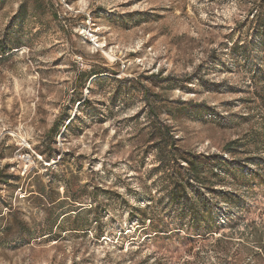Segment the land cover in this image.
<instances>
[{
    "label": "rangeland",
    "instance_id": "374dc122",
    "mask_svg": "<svg viewBox=\"0 0 264 264\" xmlns=\"http://www.w3.org/2000/svg\"><path fill=\"white\" fill-rule=\"evenodd\" d=\"M1 50L0 264H264V0H0ZM149 105L222 161L187 194L214 224L168 201Z\"/></svg>",
    "mask_w": 264,
    "mask_h": 264
},
{
    "label": "trees",
    "instance_id": "16d2710c",
    "mask_svg": "<svg viewBox=\"0 0 264 264\" xmlns=\"http://www.w3.org/2000/svg\"><path fill=\"white\" fill-rule=\"evenodd\" d=\"M8 51H2L0 52V55H4ZM98 73V72H95ZM117 82L116 87V93L118 95L121 94H130L134 90L142 89L143 94H148L149 89L142 86L141 80L138 77L135 78H129V77H119L115 78L114 80ZM86 102V100H84ZM148 112L150 115H153L152 119H155V121L149 120L148 124L145 128L149 129L152 136V142L156 147L157 154L160 156V168L165 167V155L166 153H169L172 157H174L176 164L180 167V162L185 163L186 167L181 168V171H179L175 166L172 168V173L169 177V182L172 184L169 188H165L164 192L167 194L168 201L171 204L176 205L179 208V213L184 216L186 213L190 215L192 218L193 224L197 225L201 223L204 219H206L207 216V222L208 223H215L214 218V212L207 210V206L204 202L202 204H199L196 201H189L187 194H188V187L191 186L192 182H200L204 178V174L212 177L215 179V183H218L217 181V174L215 172H218V168L222 167V161L217 157L216 155H209L207 157L205 156H199L196 154L188 153L185 156H177L180 154L178 153V146H177V138L175 137V133L172 129V127L167 123H162L159 121V115L158 113L154 116L155 109L149 105ZM202 113H206V111H203ZM69 125L66 126V128ZM177 151V153H176ZM165 154V155H164ZM45 155V154H44ZM177 169V170H176ZM182 169L185 170V173H182ZM179 171V172H178ZM234 176H236V173H233ZM6 177H10L9 175H6ZM207 177V176H206ZM207 185L208 182H205ZM214 185V184H213ZM210 186V185H209ZM215 186V185H214ZM208 189H212L211 187H208ZM223 194L225 192L222 191ZM92 209V207L90 208ZM95 210V209H94ZM136 212L132 211V217H136ZM3 214H0V217H2ZM103 216H99L100 219H102ZM139 219L142 221L143 224H146L147 222L150 224L151 227L154 226V219L153 217H147L145 214L139 212ZM98 221V220H97ZM155 232H158L157 230ZM99 236H103L102 232L99 233Z\"/></svg>",
    "mask_w": 264,
    "mask_h": 264
}]
</instances>
